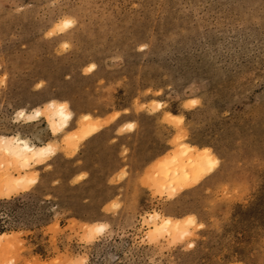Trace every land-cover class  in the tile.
<instances>
[{
	"label": "rangeland",
	"instance_id": "1",
	"mask_svg": "<svg viewBox=\"0 0 264 264\" xmlns=\"http://www.w3.org/2000/svg\"><path fill=\"white\" fill-rule=\"evenodd\" d=\"M52 100L73 113L62 135L18 118ZM84 115L117 117L72 153ZM16 135L58 150L28 187L0 180V264H264V0H0V136ZM184 146L216 166L164 189Z\"/></svg>",
	"mask_w": 264,
	"mask_h": 264
},
{
	"label": "bare ground",
	"instance_id": "2",
	"mask_svg": "<svg viewBox=\"0 0 264 264\" xmlns=\"http://www.w3.org/2000/svg\"><path fill=\"white\" fill-rule=\"evenodd\" d=\"M72 25V21L65 20L57 25V29L62 31L72 27ZM89 67L90 71L94 70V65H90ZM116 117L117 115H114L105 123H101L100 119L84 115L79 125V131L71 134V136L70 134L65 135V149L71 150L74 153L79 143L95 135L104 124L112 122ZM18 118L24 119L28 123L35 122L40 118L44 119L52 137H57L69 128L73 119V113L67 103L52 100L44 108H35L31 113L23 110L19 111ZM126 128L132 129V124L129 123L120 127L121 130H125ZM57 150L58 148L55 143H46L38 146L32 144L29 139L18 135L12 137L0 136V156L8 157L10 159L8 160V166L13 167L17 164L23 172L21 176L13 178L12 173L7 169L0 174V180L8 189L28 187L34 183V180L26 172L28 167L33 164L40 165L44 163L46 159L54 156ZM169 159L172 169L167 170L164 178L161 179V185L164 189H171L172 191L186 189L192 184L198 183L210 174L216 166V158L208 149H197L193 146H184ZM148 219L155 229L159 225L163 228L172 227L177 229L179 227L171 219H163L161 224H159L161 218L158 214L150 215ZM95 231H102V227L95 229Z\"/></svg>",
	"mask_w": 264,
	"mask_h": 264
}]
</instances>
